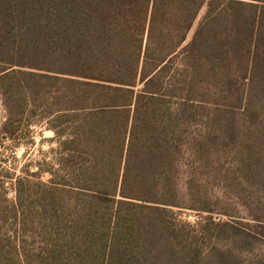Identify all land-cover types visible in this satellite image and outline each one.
<instances>
[{
    "label": "trees",
    "instance_id": "16d2710c",
    "mask_svg": "<svg viewBox=\"0 0 264 264\" xmlns=\"http://www.w3.org/2000/svg\"><path fill=\"white\" fill-rule=\"evenodd\" d=\"M0 103V146L56 145L0 264H264L216 247L264 251V0H0Z\"/></svg>",
    "mask_w": 264,
    "mask_h": 264
},
{
    "label": "rangeland",
    "instance_id": "374dc122",
    "mask_svg": "<svg viewBox=\"0 0 264 264\" xmlns=\"http://www.w3.org/2000/svg\"><path fill=\"white\" fill-rule=\"evenodd\" d=\"M204 12L205 9L200 12L197 21L187 36V41L191 39L193 31L203 17ZM4 115L3 107L0 103V123L3 122ZM45 126V123H42L37 128H32L34 131L32 133V142L19 135L20 140L17 143L12 144L11 142H6L0 146V184L3 185V189H0V200L6 199L12 202H19L15 195L16 182L19 179L25 184V186H28V182L38 183L48 180L49 177L43 172V169L45 164L49 161L50 150L55 148L56 145H53L50 141L53 137V133L46 130ZM37 173L38 176L35 175ZM181 185L182 183L180 186ZM213 192L216 193L215 191H212V193ZM33 194L35 195L33 192L20 195L21 204L27 202L29 196L32 198ZM229 212L231 215L237 213L235 210L231 209ZM213 216L216 219L219 217L229 219L228 216L225 215ZM206 218L207 214L205 213L183 208H173L170 217L171 221L177 225V228L184 229V232H189L191 237L196 236L198 229L205 224ZM212 244L213 240H211L209 244H206L205 247L210 248ZM216 247L223 250L231 249L234 255H237L246 261L254 260L264 252L261 246L254 245L251 246V248L247 247L243 251V249L237 248L233 244L226 243L225 241H218Z\"/></svg>",
    "mask_w": 264,
    "mask_h": 264
}]
</instances>
